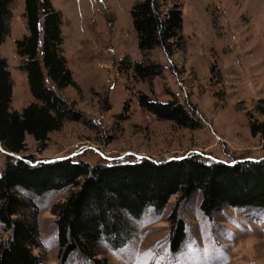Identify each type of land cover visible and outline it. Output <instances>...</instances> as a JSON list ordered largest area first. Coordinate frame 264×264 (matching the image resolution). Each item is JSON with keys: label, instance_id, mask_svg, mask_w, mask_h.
Wrapping results in <instances>:
<instances>
[{"label": "rangeland", "instance_id": "374dc122", "mask_svg": "<svg viewBox=\"0 0 264 264\" xmlns=\"http://www.w3.org/2000/svg\"><path fill=\"white\" fill-rule=\"evenodd\" d=\"M139 0H51L61 12L62 54L72 80L79 86L54 89L81 113L48 134L37 150L26 135L28 162L70 156L91 165L150 158L156 161L196 155L210 163L264 157V142L249 132L250 122L264 121V0H177L182 21L171 52L157 46L148 61L161 74L138 77L133 65L143 56L137 46L130 8ZM172 3L161 1L166 11ZM10 33L0 44L12 82L10 109L21 111L33 97L15 40L27 33L23 0H13ZM145 93L153 100L178 99L193 108L197 127L158 119L138 104ZM1 146V144H0ZM0 148V172L7 155ZM14 157V156H12ZM72 187L41 195L14 188L32 203L24 215L36 212L40 246L33 251L40 264H93L72 252L61 261L54 204L65 200ZM201 191L189 197L172 195L161 209L148 207L128 219L130 238L121 247L98 243L95 256L105 264H264V208L223 205L212 216L200 210ZM185 238L176 252L170 248L177 222ZM11 230L0 224V243Z\"/></svg>", "mask_w": 264, "mask_h": 264}, {"label": "trees", "instance_id": "16d2710c", "mask_svg": "<svg viewBox=\"0 0 264 264\" xmlns=\"http://www.w3.org/2000/svg\"><path fill=\"white\" fill-rule=\"evenodd\" d=\"M163 0H139L130 8V17L143 56L133 70L140 78L161 74L158 63L148 61L149 52L157 46L167 54L171 40L179 37L181 11L177 0L166 11ZM13 0H0V44L10 33ZM27 33L15 40L19 68L26 73L33 97L21 111L10 109L12 82L7 62L0 56V144L3 149L20 153L26 150V135L46 146L48 134L60 130L65 120H78L81 113L45 84L47 77L57 90L67 86L79 88L66 66L62 54V14L51 0H23ZM138 104L158 119L179 126L197 127L199 119L178 99L167 102L152 100L140 93ZM264 113V107L262 108ZM249 132L264 142V121L250 122ZM7 156L0 172V224L10 229L9 237L0 243V264H40L33 248L40 246L36 212L24 215L32 203L20 199L14 188L41 195L51 190L72 187L64 201L54 204L57 240L61 261L74 251L97 259V245L104 240L111 248L123 246L130 238L128 219H137L146 208H163L175 193L183 198L201 191L200 210L206 217L223 205L264 208V157L234 163H207L196 155L156 161L141 158L134 161L98 163L59 160L28 162ZM185 238V228L177 222L171 234L170 248L176 252Z\"/></svg>", "mask_w": 264, "mask_h": 264}, {"label": "water", "instance_id": "95a60500", "mask_svg": "<svg viewBox=\"0 0 264 264\" xmlns=\"http://www.w3.org/2000/svg\"><path fill=\"white\" fill-rule=\"evenodd\" d=\"M0 148H1V146H0ZM2 150H3V152L6 153L7 155H11V156H14V157H16V158L23 159L20 155L14 153V152H10V151H7V150H5V149H2ZM68 157H70V156H67V157H60V158H57V159H51V160H48V161L59 160V159H64V158H68ZM184 157H186V156H184ZM184 157H180V158H184ZM141 158H142V157H141ZM143 158H144V157H143ZM172 159H173V158H172ZM245 160H246V159H245ZM249 160H253V159H249ZM41 161H43V160H41ZM215 161H221V160H215Z\"/></svg>", "mask_w": 264, "mask_h": 264}]
</instances>
